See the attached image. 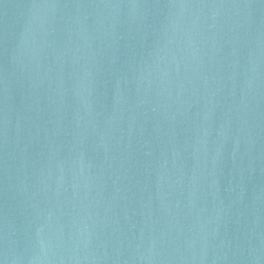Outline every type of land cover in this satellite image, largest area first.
I'll list each match as a JSON object with an SVG mask.
<instances>
[{"label":"water","instance_id":"water-1","mask_svg":"<svg viewBox=\"0 0 264 264\" xmlns=\"http://www.w3.org/2000/svg\"><path fill=\"white\" fill-rule=\"evenodd\" d=\"M0 264H264V0H0Z\"/></svg>","mask_w":264,"mask_h":264}]
</instances>
